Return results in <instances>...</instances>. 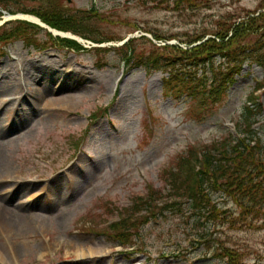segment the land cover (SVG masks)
I'll return each instance as SVG.
<instances>
[{
	"label": "rangeland",
	"instance_id": "rangeland-1",
	"mask_svg": "<svg viewBox=\"0 0 264 264\" xmlns=\"http://www.w3.org/2000/svg\"><path fill=\"white\" fill-rule=\"evenodd\" d=\"M57 2L65 9H96L105 21L93 17L90 23L101 38L146 36L159 45L181 46L212 30L222 17L239 21L264 4L211 0L207 8L174 10L152 0L145 5L137 0ZM13 18L4 15L0 25ZM41 29L32 33L45 42L49 32ZM119 45L102 44L110 48L102 52L49 43L37 51L20 40L0 49V206H20L28 217L7 227L0 211V264H264V223L254 215L214 225L198 220L183 203L181 211L142 226L128 248L101 234L134 198L146 196L150 186L163 190L164 170L190 146L236 136L235 124L256 81H264V68L245 64L226 102L204 120L192 116L184 99L164 96L166 73L132 69L122 52L114 50ZM150 47L137 43L145 52ZM50 66L58 76L33 107L25 82L37 89L42 67ZM261 104L255 129L264 140V92ZM99 108L108 111L92 120ZM32 110L33 116L24 115ZM72 139H85L81 150ZM213 200L229 209L228 216L240 215L227 195L214 193ZM222 251H227L225 257Z\"/></svg>",
	"mask_w": 264,
	"mask_h": 264
},
{
	"label": "trees",
	"instance_id": "trees-1",
	"mask_svg": "<svg viewBox=\"0 0 264 264\" xmlns=\"http://www.w3.org/2000/svg\"><path fill=\"white\" fill-rule=\"evenodd\" d=\"M137 1L145 5L148 0ZM157 1L161 5L173 6L174 10L203 9L211 2L152 0L154 3ZM29 3H36L35 7L29 8ZM0 8L12 15H35L53 29L73 33L96 44L122 40L107 36L101 38L102 35L96 33L92 28L95 25L90 23L92 18L105 20L94 8L65 9L57 0H0ZM261 9H264V4L239 21L232 20L229 15L222 17L214 22L212 30L192 36L185 48L168 44L157 46L148 38L140 37L130 39L122 47H114V50L122 52L123 60L131 64V68L145 67L150 72L166 73L164 96L184 99L191 107L192 116L205 120L226 102L230 88L246 63L264 68V11H259ZM37 29L42 30L25 21L7 22L0 27V49L4 50L8 43L22 40L26 47L38 51L45 50L49 43L89 51L77 41L55 38L49 33V40L37 41L32 33ZM142 41L151 45L148 52L137 48V43ZM263 89L264 82H258L248 97L243 114L236 123V136L227 134L204 147L190 146L171 167L164 170L162 178L166 186L163 190L150 186L146 196L134 198L130 207L120 211L122 217L119 221L104 228L101 234H105L110 242L130 247V240L139 234L142 226L152 219H160L167 212L181 211L183 203L189 205L198 220L213 221L214 225L215 221L233 223L249 215L264 223V141L254 128L257 117L262 113L261 96L255 92ZM99 111L94 113L92 120H97L108 109ZM84 140L74 142L75 148L80 149ZM214 193L227 195L238 206L240 215L228 216L229 209L218 207L214 202ZM201 239L206 241L207 235ZM214 250L216 257L218 249ZM222 253L221 256L225 257L227 251Z\"/></svg>",
	"mask_w": 264,
	"mask_h": 264
},
{
	"label": "bare ground",
	"instance_id": "bare-ground-1",
	"mask_svg": "<svg viewBox=\"0 0 264 264\" xmlns=\"http://www.w3.org/2000/svg\"><path fill=\"white\" fill-rule=\"evenodd\" d=\"M29 19L35 20V18L28 16ZM69 35V34H68ZM43 70L42 71V79L38 82L39 83V87L37 89H30V82H28V80H26L25 82V88L28 90V93L26 95H29L32 97V102H30V104L34 107L41 99L46 95V92L48 90V85L50 84V82H52L57 76L58 73L56 72L55 68L53 66L50 67H42ZM71 75V74H70ZM75 76V75H74ZM5 77V75H4ZM80 77H84L83 74H80ZM82 80V79H80ZM61 89H64V87L62 86ZM36 91V92H34ZM26 102L25 97H24V101H22V104ZM66 101L62 100L61 103L64 104ZM53 104V103H52ZM51 104V105H52ZM56 104V103H55ZM60 104V105H62ZM35 113V111H31L29 113L25 112L24 115L27 116L28 118L30 116H33ZM0 138H2L0 136ZM1 146V144H0ZM0 201H1V197H0ZM5 205V203H3ZM0 211L5 215L4 217L2 216L1 219H3V223L4 225H6L7 227L9 225L14 224V222H16L17 219H26L28 218L27 215L24 213V210L18 206L15 210H11L6 208V205L0 206ZM2 263V262H0Z\"/></svg>",
	"mask_w": 264,
	"mask_h": 264
},
{
	"label": "water",
	"instance_id": "water-1",
	"mask_svg": "<svg viewBox=\"0 0 264 264\" xmlns=\"http://www.w3.org/2000/svg\"><path fill=\"white\" fill-rule=\"evenodd\" d=\"M43 27H46L45 25H43V24H41ZM47 28V27H46ZM49 29V31H51V32H54L55 33V31L54 30H51L50 28H48Z\"/></svg>",
	"mask_w": 264,
	"mask_h": 264
}]
</instances>
